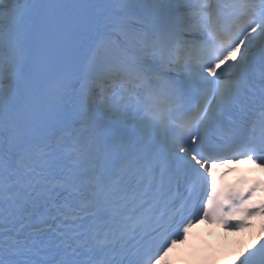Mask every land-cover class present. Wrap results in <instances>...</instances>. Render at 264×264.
<instances>
[{"label": "snow or ice", "instance_id": "snow-or-ice-1", "mask_svg": "<svg viewBox=\"0 0 264 264\" xmlns=\"http://www.w3.org/2000/svg\"><path fill=\"white\" fill-rule=\"evenodd\" d=\"M225 157L264 166V0H0V264H157L201 179L246 226Z\"/></svg>", "mask_w": 264, "mask_h": 264}, {"label": "bare ground", "instance_id": "bare-ground-1", "mask_svg": "<svg viewBox=\"0 0 264 264\" xmlns=\"http://www.w3.org/2000/svg\"><path fill=\"white\" fill-rule=\"evenodd\" d=\"M263 233H264V229H263ZM246 236V234H244ZM245 236H242L240 235L239 236H236L235 238L232 236V235H229V238H230V242L233 243V244H239V248H243V246L245 245V242H246V237ZM254 236H251V238H253ZM259 237H262V234H259L258 236V239H260ZM251 238H249V241L251 240ZM248 241V242H249Z\"/></svg>", "mask_w": 264, "mask_h": 264}]
</instances>
